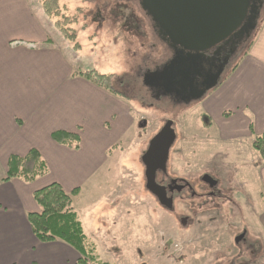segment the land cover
<instances>
[{"label": "crops", "instance_id": "crops-1", "mask_svg": "<svg viewBox=\"0 0 264 264\" xmlns=\"http://www.w3.org/2000/svg\"><path fill=\"white\" fill-rule=\"evenodd\" d=\"M44 15L39 0H0V264H76L72 246L42 242L32 232L27 214L39 211L33 192L58 182L66 192L79 188L74 200L135 123L126 99L76 74ZM198 106L215 147L236 154L230 160L211 150L212 160L239 169L249 204L264 200V160L251 154L252 141L264 132V21L247 54ZM58 130L78 134V148L55 141ZM32 148L48 171L31 182L6 179L9 156ZM73 207L87 237V212ZM255 208L263 234L264 205Z\"/></svg>", "mask_w": 264, "mask_h": 264}, {"label": "rangeland", "instance_id": "rangeland-1", "mask_svg": "<svg viewBox=\"0 0 264 264\" xmlns=\"http://www.w3.org/2000/svg\"><path fill=\"white\" fill-rule=\"evenodd\" d=\"M58 1V15H44V18L49 22L55 40L64 42L61 50L72 69L76 72L97 69L112 74L111 87L130 103L131 113L135 116L128 134L108 152L106 164L93 179L82 185L80 195L73 200L79 210L87 212L83 222L98 259L109 264H227L229 260L216 262L217 257L220 250L230 255L229 245L237 228L246 226L251 234H260L256 229L258 214L253 208L260 210L264 200L255 198L250 202L253 208L249 207L244 182L238 178L239 169L233 167L235 173L230 181L228 176L226 178L230 167L222 168L226 175L219 178L213 164L208 165L214 154L211 150L220 151L224 159L230 160H234L236 154L230 148L215 147L214 140L204 132L210 123L201 114L199 101L172 108L167 102L152 101L145 93L147 89L141 73L144 74L145 68H153L167 55L166 51L161 53L162 44L152 21L138 0ZM63 17L73 19L65 27L75 34L74 41L67 39L55 26ZM263 21L264 10L256 22L253 39ZM76 43L79 44L77 48L74 47ZM245 48L243 44L237 51L223 79L238 65ZM165 120H173L177 135L166 170L184 175L201 167L202 171L219 179L225 188L229 181L234 184L232 197L240 209L233 214L225 210L226 220L214 219L216 215L212 214L211 208L214 199L208 198L207 209L193 215L195 220L191 222L195 226L190 227L188 220L180 221L187 216L180 200L175 203L177 210H163L145 188L141 156ZM251 154L256 152L251 151ZM215 160L220 164L219 159ZM200 163L208 164L200 166ZM224 195L229 194L224 192ZM177 197L184 198L181 194ZM224 205L227 207V203ZM117 224L119 227L115 228ZM262 237L264 240V233ZM230 262L228 264H242V259L234 261L232 258ZM256 264L264 263L256 260Z\"/></svg>", "mask_w": 264, "mask_h": 264}, {"label": "flooded vegetation", "instance_id": "flooded-vegetation-1", "mask_svg": "<svg viewBox=\"0 0 264 264\" xmlns=\"http://www.w3.org/2000/svg\"><path fill=\"white\" fill-rule=\"evenodd\" d=\"M263 10L264 0H249L248 10L242 24L230 33L228 37L201 52H197L195 56H187L186 53L180 54L178 49L175 50V48L162 39L154 27L159 42L162 44L161 53L166 51L167 55H165L164 59H160L159 62L155 63L153 68H145L144 74L143 72L141 73L142 82L145 85V89H147L145 93L148 94L152 101L157 103L167 102L172 108L178 105L190 106L193 102H200L209 92L220 85L224 72L237 56V51L243 46L244 39L252 35L256 22ZM252 24H255L254 28H250ZM191 53L193 55L196 52L192 51ZM215 79L217 83L212 89L205 91L201 98L194 99L199 92L204 91L206 86ZM172 128L175 131V139L169 149V153L177 137L173 123ZM210 163L213 164V170L218 177L224 178L223 176L226 173L222 169L224 167L218 164L219 161L211 160L207 164L210 165ZM207 164L200 163V166ZM196 170V172L184 175L174 174L168 169L165 172L157 171L156 182L164 187L166 196L171 198V207L168 208L162 205L158 198L153 195L163 210H177L175 203L180 200L187 213V216L181 218L180 221L182 223L188 220V226L193 227L195 226L191 222V220H195L193 215L201 213L205 208L207 209L208 198L214 199L211 204V208L213 209L212 214L216 215L214 219L218 221H220V217L226 220L225 210L233 214L235 210L240 209L235 201V197H232L235 194V190L234 184L232 185L230 181H233L234 168L230 167L227 170L226 178L228 176L229 179L227 180H230L227 184L228 188L221 185L219 183L220 180L216 177L202 171L201 167ZM224 192L229 195L225 196ZM178 194L183 195L184 198L179 199L177 197ZM225 203H227V207L224 205ZM262 236V233L257 235L251 234L250 229L246 226L237 228V231L233 235V242L229 245L230 255H225V251L220 250V256L216 253L218 255L216 262L220 263L221 261L224 263V260H229L228 263H231L232 258L234 261L241 258L242 264H256V260L264 263V240Z\"/></svg>", "mask_w": 264, "mask_h": 264}, {"label": "water", "instance_id": "water-1", "mask_svg": "<svg viewBox=\"0 0 264 264\" xmlns=\"http://www.w3.org/2000/svg\"><path fill=\"white\" fill-rule=\"evenodd\" d=\"M139 5L167 44L178 49L180 54L195 56L228 37L242 24L249 0H139ZM254 27L255 24L250 26ZM192 51L196 53L192 55ZM216 83L215 79L204 91H198L194 99L201 98ZM172 123V120L164 122L150 138L141 156L145 188L168 208L171 207V198L166 196L164 187L155 178L158 170L166 171L169 149L175 139Z\"/></svg>", "mask_w": 264, "mask_h": 264}, {"label": "trees", "instance_id": "trees-1", "mask_svg": "<svg viewBox=\"0 0 264 264\" xmlns=\"http://www.w3.org/2000/svg\"><path fill=\"white\" fill-rule=\"evenodd\" d=\"M42 10L47 16H56L59 13L60 6L58 0H39ZM55 26L69 40H75V34L70 33L65 27L73 21L70 17H63ZM253 36L244 39L246 48L243 49L244 56L253 43ZM247 43V44H246ZM79 44H75L77 48ZM239 57V58H241ZM233 69V67L231 68ZM230 69V70H231ZM76 74L81 75L92 83L112 92L117 93L110 84L112 74L102 73L97 69L89 71H80ZM225 74V73H224ZM224 76V75H223ZM223 79V78H222ZM220 80V82L222 81ZM52 138L68 146L78 148L80 137L76 133L65 131H55ZM252 149L258 154L261 160H264V132L254 138L251 143ZM48 166L40 153L32 148L25 156L10 155L7 163L6 179L20 178L26 182L34 181L38 176L45 174ZM79 192L76 187L70 192H66L58 182L49 183L33 192V198L39 206V211L29 212L27 220L34 235L42 242L61 240L72 246L78 253L79 258L76 264H109L100 261L95 254L94 244L89 242L86 237L81 222L73 207V196Z\"/></svg>", "mask_w": 264, "mask_h": 264}]
</instances>
